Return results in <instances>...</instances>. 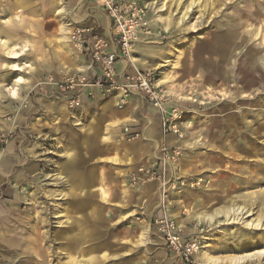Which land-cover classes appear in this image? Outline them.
I'll return each instance as SVG.
<instances>
[{
  "label": "rangeland",
  "instance_id": "374dc122",
  "mask_svg": "<svg viewBox=\"0 0 264 264\" xmlns=\"http://www.w3.org/2000/svg\"><path fill=\"white\" fill-rule=\"evenodd\" d=\"M1 2L0 264H185L156 236L160 218L200 239L193 264L264 250V182L250 177L264 160V0H139L151 29L128 69L169 73L183 140L135 100L121 108L96 94L71 109L47 89L50 76L93 78L69 36L99 23L95 0ZM163 145L181 150L179 188L159 174ZM143 167L155 177L133 183ZM233 204L253 215L234 221ZM255 255L242 264H264Z\"/></svg>",
  "mask_w": 264,
  "mask_h": 264
},
{
  "label": "built area",
  "instance_id": "2783aa9c",
  "mask_svg": "<svg viewBox=\"0 0 264 264\" xmlns=\"http://www.w3.org/2000/svg\"><path fill=\"white\" fill-rule=\"evenodd\" d=\"M96 6L105 13L111 24L109 36L98 32L96 22L89 26H78L70 33V42L78 54L91 60L98 70V75L91 79L83 76H50L47 89L57 98L65 100L71 109L79 108L84 99H92L96 94L118 98L119 107L131 100L148 104L161 116V131L164 136L184 139V112L173 102L167 92L157 86L156 75L151 71L128 72L137 38L149 35L151 26L148 16L139 0H95ZM2 10V9H1ZM125 62L123 70L117 64ZM179 147L163 145L159 152L160 169L172 179L171 187H180L183 183L171 180L179 173L181 159ZM155 168H140L133 174V183L145 182L154 178ZM199 185L194 184L193 187ZM155 234L167 250L185 264H193L201 253L202 243L198 238L185 237L181 227L172 220L160 218L154 221Z\"/></svg>",
  "mask_w": 264,
  "mask_h": 264
},
{
  "label": "bare ground",
  "instance_id": "6f19581e",
  "mask_svg": "<svg viewBox=\"0 0 264 264\" xmlns=\"http://www.w3.org/2000/svg\"><path fill=\"white\" fill-rule=\"evenodd\" d=\"M57 10H58V12H63V8H62V5L61 4H58V7H57ZM20 12V10L18 9L15 13H13L12 15H11V17H9L8 19H6L5 20V23L8 25V26H10V25H12V22H13V20H16V18H18V16L16 15V14H18ZM187 17V13L185 12L184 14H183V16H182V21H183V19H185ZM160 20H162L161 18H157L156 19V21H160ZM70 25V24H69ZM69 25H64V29H67V26H69ZM17 48V47H16ZM78 52V51H77ZM16 56L18 57L19 56V54H16ZM133 61H132V58H131V63H132ZM121 63H123L124 65H123V67H125V65H126V63L125 62H121ZM16 66V65H15ZM174 66H176V64L174 65ZM22 81V79H20L19 80V82H21ZM170 82V77H169V73H165V75L161 78V79H159L158 81H157V86H159V87H162V85H166V84H168ZM76 117V116H75ZM77 119H79V115H78V117H76ZM191 128V127H190ZM260 152H261V149H260ZM256 154H257V152H256ZM254 162V161H253ZM258 167H259V170L257 169V171H255V172H253V175L252 176H250V177H252V181H254L253 179H254V176L255 175H257L258 174V172L260 171V173H261V175H262V177H260V178H258L257 180H256V182H253L254 184H251V185H255V186H259L261 183H263L264 182V177H263V172H264V160H260L259 162H258ZM249 179V178H248ZM250 181V180H249ZM199 182L200 183H202V180L201 179H199ZM247 182V181H246ZM251 183V182H250ZM100 187V191L102 192V190H103V188L101 187V186H99ZM260 193V192H259ZM258 196H260L261 197V199L262 200H264V192L262 193H260ZM262 211H264V209L262 210ZM224 214L226 215V216H234V218H236V219H234V221L235 220H239L240 219V221L241 220H245L246 218H248V217H251L253 214L251 213V211H249V210H246L244 207H241V206H236V205H231V206H229L228 208H227V210L224 212ZM209 221V220H208ZM244 223H246V227H248V228H251V229H254V228H258L259 226H260V220H252V221H244ZM235 225V224H234ZM141 240L144 242V243H147V241H148V236H142L141 237ZM255 254H259V256H261V255H264V250L263 251H260V252H257V253H255ZM254 253H251V254H247V255H244V256H241V257H238V258H234V259H232L231 260V262L232 263H234V264H242L243 262H245V261H247V260H252V259H254L255 257H256V255H255ZM207 259V262L209 263V264H216V260L215 259H213V258H211V257H206Z\"/></svg>",
  "mask_w": 264,
  "mask_h": 264
},
{
  "label": "crops",
  "instance_id": "0c3cea01",
  "mask_svg": "<svg viewBox=\"0 0 264 264\" xmlns=\"http://www.w3.org/2000/svg\"><path fill=\"white\" fill-rule=\"evenodd\" d=\"M0 3H2L3 4V2H1V0H0ZM5 3V2H4ZM6 5H7V3H6ZM18 7H19V5H18ZM99 9V8H98ZM99 11H100V13L99 14H97L96 15V19H97V21L99 22L98 24H97V27H101V33L102 34H104L105 36H109L110 35V33H111V24H110V21H109V19L107 18V16L105 15V13L103 12V11H101L100 9H99ZM16 22H13V24H15ZM12 24V25H13ZM9 27H11V25L9 26ZM4 30H5V28H4ZM10 41H11V39L10 38H8ZM3 41H4V39H2ZM12 44H14V43H12ZM84 58V61L86 62V64L89 66V67H92V68H94V72H93V74H91L92 75V77H94L95 75H98V70H97V68L96 67H94L93 65H92V62H91V60L90 59H88V58H86V57H83ZM89 61V62H88ZM132 61L134 62L135 60L132 58ZM123 63H121V62H119L118 64H117V68H118V70H123ZM128 72H132L131 71V69H128ZM116 99H118L117 97H112L111 99H110V101L108 102V104H114L115 103V101H116ZM86 101H89V100H86ZM133 102H137L138 104H140L141 106H145V107H148V108H151L148 104H146V103H144V102H139L138 100H132ZM153 109V108H152ZM78 117V116H77ZM80 118H81V116H79V119L78 120H80ZM85 128L88 130V133H90V130H89V128H87L86 126H85ZM175 138V137H174ZM178 141V140H177ZM178 142H180V143H182V145H183V141H178Z\"/></svg>",
  "mask_w": 264,
  "mask_h": 264
}]
</instances>
